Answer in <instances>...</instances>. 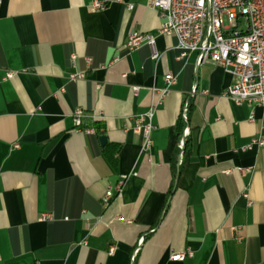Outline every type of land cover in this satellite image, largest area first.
Returning a JSON list of instances; mask_svg holds the SVG:
<instances>
[{
	"label": "crops",
	"instance_id": "0c3cea01",
	"mask_svg": "<svg viewBox=\"0 0 264 264\" xmlns=\"http://www.w3.org/2000/svg\"><path fill=\"white\" fill-rule=\"evenodd\" d=\"M104 1L0 3V264H264V145L248 147L264 106L223 97L233 77L197 52L178 58L175 36L156 35L157 60L147 45L127 52V35L156 34L161 18L151 0ZM169 72L143 153L134 118ZM78 107L94 134L75 130Z\"/></svg>",
	"mask_w": 264,
	"mask_h": 264
},
{
	"label": "built area",
	"instance_id": "2783aa9c",
	"mask_svg": "<svg viewBox=\"0 0 264 264\" xmlns=\"http://www.w3.org/2000/svg\"><path fill=\"white\" fill-rule=\"evenodd\" d=\"M2 0H0L1 3ZM127 10L134 5L124 0H116ZM107 6L104 0H93V10H102ZM150 6L157 10L161 24L156 34L130 32L123 44L127 51H133L143 45L151 49V58L157 60L159 53L155 47L156 35H172L177 39L175 48L178 58H186L190 53L197 52L199 63L212 61L222 66L225 73L233 77L231 82L222 92V96L240 105L264 106V0H151ZM75 55H72L73 59ZM90 63V58H86ZM12 72L6 73L10 78ZM84 77L82 72L69 74L71 80ZM176 81V76L169 72L165 75V87L152 88L156 100L150 104L148 110L135 116L133 130L142 136L141 152L146 153L151 145V133L154 129L152 118L156 103L160 102L167 94L169 87ZM98 87V86H97ZM134 92L138 87L132 88ZM187 103L184 104L181 117L187 121ZM85 116L82 108L72 112L74 128L86 134H94L93 127H83L82 119ZM188 133V127L182 130L179 148L183 147V138ZM252 144L264 145V138L253 139ZM241 172L244 170H240ZM129 175L122 174L105 191L101 203L107 208L112 200L121 195L122 187ZM247 196V194H244ZM51 218L49 214H42L41 220ZM121 220L120 217L117 218ZM111 246L109 252L112 253ZM138 249L135 250V253ZM192 256L189 249L172 252L170 259L183 261ZM38 264V263H35Z\"/></svg>",
	"mask_w": 264,
	"mask_h": 264
},
{
	"label": "trees",
	"instance_id": "16d2710c",
	"mask_svg": "<svg viewBox=\"0 0 264 264\" xmlns=\"http://www.w3.org/2000/svg\"><path fill=\"white\" fill-rule=\"evenodd\" d=\"M182 120V119H181ZM183 128H184V123H183V121H182V123H181V126H180V128H179V133H178V141L180 140V138L182 137V130H183ZM185 146V138H184V140H183V147ZM182 147V148H183Z\"/></svg>",
	"mask_w": 264,
	"mask_h": 264
},
{
	"label": "water",
	"instance_id": "95a60500",
	"mask_svg": "<svg viewBox=\"0 0 264 264\" xmlns=\"http://www.w3.org/2000/svg\"><path fill=\"white\" fill-rule=\"evenodd\" d=\"M99 139H100V141H101L102 143H104L105 140H106L105 136H101Z\"/></svg>",
	"mask_w": 264,
	"mask_h": 264
}]
</instances>
